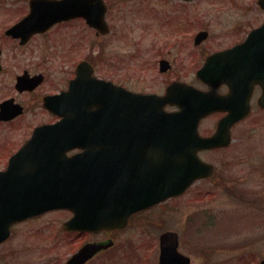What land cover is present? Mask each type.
Returning a JSON list of instances; mask_svg holds the SVG:
<instances>
[{"label":"water","instance_id":"1","mask_svg":"<svg viewBox=\"0 0 264 264\" xmlns=\"http://www.w3.org/2000/svg\"><path fill=\"white\" fill-rule=\"evenodd\" d=\"M258 3L264 8V0ZM105 10L103 0H30L29 15L9 33L16 31L13 34L24 40L33 32L75 17H83L90 27L104 33ZM204 37L201 33L197 41ZM257 38L264 40V24L251 31L243 44L208 57L197 72L198 78L215 88L227 71L263 73L264 56L248 46ZM245 46L249 51H242ZM167 67V62H162L160 69ZM91 74L92 67L80 62L68 91L48 98V107L61 120L37 130L56 139L53 147L60 148L57 153L54 150L60 159L52 162V174L42 181H28L33 169H27L31 172L28 176L21 174L15 166L17 155L0 172V243L9 237L12 225L53 210L72 212L73 217L63 224L68 231L98 232L126 226L135 212L179 195L195 179L207 176L211 166L203 163L197 152L224 145L229 126L249 113L250 88H230L229 94L219 95L214 90L204 92L173 83L164 96L143 95ZM167 104L178 110L164 112ZM258 105L264 108V88ZM215 111L228 114L220 120L214 136L201 137L199 121ZM75 148L82 151L65 156ZM127 163L133 181H113L114 169L116 178H123L121 169ZM66 177L70 181H65ZM159 240V264L190 263L177 251L176 233L166 232ZM108 245L86 244L66 264H82Z\"/></svg>","mask_w":264,"mask_h":264},{"label":"rangeland","instance_id":"2","mask_svg":"<svg viewBox=\"0 0 264 264\" xmlns=\"http://www.w3.org/2000/svg\"><path fill=\"white\" fill-rule=\"evenodd\" d=\"M26 2L0 0V29L21 14ZM105 2L111 30L106 36L95 37L79 23L52 32L51 68L58 85L74 61L87 59L98 77L136 91H163L157 62L163 56L169 59L174 73L200 87L202 83L196 76L194 79L191 69L197 70L204 59L199 58L197 49L178 45L180 37L172 26L179 23L181 35H185L199 24L198 14L205 16L201 26L212 31L204 45L207 49L233 35L237 39L247 35L255 20L264 19L256 0H199L196 7L165 0ZM216 7L224 14L213 12ZM254 113L235 132L229 149L207 158L221 163L226 181H198L178 199L111 234L124 254L115 264H157L158 236L168 229L179 233V250L191 256V264H259L264 259V113ZM68 216L66 211H52L14 226L9 239L0 245V264H63L77 245L101 238L91 233H65L61 225ZM198 224L201 229L196 230ZM201 250L207 251L205 258Z\"/></svg>","mask_w":264,"mask_h":264},{"label":"flooded vegetation","instance_id":"3","mask_svg":"<svg viewBox=\"0 0 264 264\" xmlns=\"http://www.w3.org/2000/svg\"><path fill=\"white\" fill-rule=\"evenodd\" d=\"M30 0H27L25 7L21 8V14L16 18H12L11 22L7 25H2L3 29H0V170H5L8 166L11 158L16 155L18 152L23 150L26 145L28 146V150L22 152L18 160L16 161L17 166L22 168H38L43 169L46 166L50 165L51 162L56 163L59 161L54 155V150L56 153L60 149L59 147H52L54 144V139L43 137V136H35V130L42 126L51 125L57 122L60 118L54 115L47 107H46V99L52 95L58 94L67 89L69 81L75 76V68L77 66V62L74 61L73 66L70 68V71L64 72L60 85L57 84L58 78L52 74V62H51V42L50 36L53 31L58 28L68 27L71 24L79 23L81 26L86 25L83 18H71L69 20H62L54 23L49 28H45L44 30L33 32L28 35L24 40L21 37H18L17 34H13L16 31L9 33L11 27L17 24L20 20H22L25 16H27L30 12ZM167 3L171 1H177L178 3H182L183 5L193 3V7L198 6L200 3L199 0H165ZM106 6L105 10V32L101 34L97 32L95 29H88L93 33L95 37H104L110 33V27L106 20V15L108 13V4L103 0ZM215 3V0H212ZM252 4V3H251ZM256 5L259 9L258 0H256ZM239 5H236L237 8ZM15 10H18L16 8ZM222 8L216 7L213 12H221ZM264 12V9H261ZM13 11V10H11ZM197 14L193 13L192 15ZM220 14H224L221 12ZM199 24H196L194 27H190L185 35H181L182 32L179 30V23H175V27L172 26V30L179 35L180 39L178 40V45L183 47L184 49H188L191 47L192 49H197L199 58H207L208 56L214 54L215 52L223 51L231 49L234 46H238L239 44H243L247 40V35L237 39L233 35L232 28L230 30V34L233 35L226 42L220 43L219 46H210L205 49L204 45L209 41V38L212 34V31L205 27L206 22L205 16L202 17L198 14ZM181 17V16H180ZM177 17L174 16V22ZM254 20V19H252ZM247 23V22H246ZM264 23V19L258 20L254 22V26L252 29L259 28ZM161 24V22H160ZM243 24V23H240ZM245 24V23H244ZM164 26L163 24H161ZM199 25L198 29L193 32ZM193 26V25H191ZM169 28V27H168ZM251 29V30H252ZM201 33H205V37L201 40L197 41L198 35ZM168 35V34H165ZM45 40V42H44ZM253 51L259 55L264 56V40H260L259 38L254 39V41L248 45ZM248 46L242 48L243 52L249 51ZM190 55L195 56L196 53L192 52ZM166 60L169 63L168 70L165 72H160L161 74V82L160 87L163 88V91L153 92V91H145V90H133L132 88L129 90L140 92V93H156L159 95L164 94L167 86H169L173 82L186 83L189 85H193L194 83L191 80L186 79L185 77H181L177 73H174V69L172 65L166 57L161 56L157 62L158 65L160 61ZM203 60V62H204ZM202 62V64H203ZM201 64V65H202ZM201 67V66H200ZM199 67V68H200ZM94 72H95V68ZM159 71V66H158ZM193 77L195 79L196 76V67H192L191 69ZM227 71V70H226ZM144 73V72H143ZM170 75H174L173 78H169ZM55 78V79H54ZM105 79V78H104ZM107 80V79H105ZM109 80V79H108ZM222 84L216 87V91L219 94H226L229 92L230 88H250V112L249 114L241 121L236 122L232 125L230 131L231 135H234L235 132L242 126L245 121H248L251 117L255 115L254 112L264 113V109L258 107L257 102L264 88V71L263 73H258L257 75L250 73H236L234 71H227L226 76L222 80ZM194 86V85H193ZM196 87V86H195ZM202 90H208L209 87L205 86L202 83V86L197 87ZM1 107H3L1 111ZM176 108L166 106L164 110L173 111ZM224 113L221 112H213L202 119L199 123V132L203 136H211L217 128L218 121L224 117ZM231 144L226 148H214L208 149L199 152V156L204 161L211 163L213 165L212 174H210L207 178L199 179L197 181H226V177L224 175V171L220 166L221 163H216L214 160L207 159L212 155H216L218 153L224 152L229 149ZM26 150V149H25ZM80 152L79 149L70 150L65 153V156H73L74 154ZM46 174V173H44ZM131 174V170H130ZM116 173L114 171L113 181H132L131 178L124 173L123 178H116ZM83 180V179H82ZM76 178V181H82ZM72 181V180H71ZM112 181V180H111ZM179 197H174L168 199L166 202L171 200H176ZM165 202V203H166ZM164 204V203H163ZM162 205V204H161ZM160 206V205H158ZM150 210V209H149ZM149 210L139 212L132 217H130L127 227L130 225L133 219H137L143 216ZM67 221L72 214L69 211ZM64 221V222H65ZM124 229H116V230H103L99 233H91L93 235H100L101 238L95 239L93 241H87L84 243H80L77 245L66 261L70 256L76 253L80 248L88 243V242H104L111 238V234L123 231ZM67 234H75L81 235L84 232H67ZM117 243L113 241L111 246L105 247L93 257L85 260L82 264H91L94 260L99 261V264H115L117 260H123L118 258V256L124 255L122 253V248L117 249ZM126 245L124 246V249ZM152 250H156L153 248Z\"/></svg>","mask_w":264,"mask_h":264},{"label":"bare ground","instance_id":"4","mask_svg":"<svg viewBox=\"0 0 264 264\" xmlns=\"http://www.w3.org/2000/svg\"><path fill=\"white\" fill-rule=\"evenodd\" d=\"M228 193H232V191L230 189L227 190ZM241 200H243V198H241Z\"/></svg>","mask_w":264,"mask_h":264}]
</instances>
